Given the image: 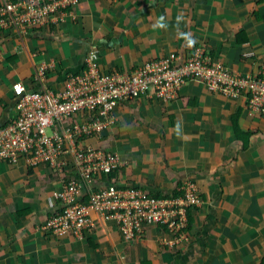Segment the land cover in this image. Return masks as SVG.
Instances as JSON below:
<instances>
[{
  "label": "crops",
  "instance_id": "crops-1",
  "mask_svg": "<svg viewBox=\"0 0 264 264\" xmlns=\"http://www.w3.org/2000/svg\"><path fill=\"white\" fill-rule=\"evenodd\" d=\"M162 15L166 29L154 27ZM180 32L192 33L196 44L187 47ZM198 46L234 70L257 72L264 64V0H79L38 22L21 20L0 29V127L15 117L16 82L37 87L41 66L43 82L63 89L86 69L91 52L102 71H129L172 52L190 56ZM113 113L115 123L81 142L119 154L122 164L111 179L84 182L81 196L110 181L182 195L194 181L202 202L188 211V235L176 240L149 225L126 239L116 221L95 211L81 235L46 232L43 221L62 206L56 194L74 173L72 153L58 168L1 160L0 264H264V117L201 77L175 100L137 97Z\"/></svg>",
  "mask_w": 264,
  "mask_h": 264
},
{
  "label": "built area",
  "instance_id": "built-area-1",
  "mask_svg": "<svg viewBox=\"0 0 264 264\" xmlns=\"http://www.w3.org/2000/svg\"><path fill=\"white\" fill-rule=\"evenodd\" d=\"M35 2L5 0L0 4V29H11L21 20L38 22L79 0ZM45 75V66L37 69L35 88L16 82L15 117L0 127V161L24 158L32 166L47 163L58 168L63 165L62 155L67 150L72 153L74 173L56 194L62 206L42 226L56 236L81 235L92 226L94 211L105 220L116 221L126 239L141 237L149 225L161 226L176 240L188 235V211L202 202L194 181L184 185L182 195L159 196L137 185L110 181L93 189L88 200L81 196L84 182L117 171L122 164L119 154L81 142L116 122V104L137 97L175 100L191 78L201 77L212 91L243 99L264 117V64L257 72H240L215 58L205 46H198L190 56L172 52L129 71L111 72L102 71L97 53L91 52L86 69L72 74L63 89L47 86ZM64 120L70 123L60 129Z\"/></svg>",
  "mask_w": 264,
  "mask_h": 264
},
{
  "label": "clouds",
  "instance_id": "clouds-1",
  "mask_svg": "<svg viewBox=\"0 0 264 264\" xmlns=\"http://www.w3.org/2000/svg\"><path fill=\"white\" fill-rule=\"evenodd\" d=\"M184 21L183 13L177 15L176 24L179 26ZM156 28L166 29L168 27L165 16H160L157 23L154 25ZM179 35L186 41L187 47H193L196 44V39L190 32H180Z\"/></svg>",
  "mask_w": 264,
  "mask_h": 264
},
{
  "label": "trees",
  "instance_id": "trees-1",
  "mask_svg": "<svg viewBox=\"0 0 264 264\" xmlns=\"http://www.w3.org/2000/svg\"><path fill=\"white\" fill-rule=\"evenodd\" d=\"M114 172H116V171H114ZM114 172H111L110 174H107V177L109 176V179H111L112 177H113V174H114ZM72 174H70L69 176H71ZM68 180V179H67ZM86 200H88V195H87V197L85 198V201ZM52 214H50V216H51ZM50 216H48V217H50ZM47 217V218H48Z\"/></svg>",
  "mask_w": 264,
  "mask_h": 264
},
{
  "label": "rangeland",
  "instance_id": "rangeland-1",
  "mask_svg": "<svg viewBox=\"0 0 264 264\" xmlns=\"http://www.w3.org/2000/svg\"><path fill=\"white\" fill-rule=\"evenodd\" d=\"M93 214V213H92Z\"/></svg>",
  "mask_w": 264,
  "mask_h": 264
}]
</instances>
